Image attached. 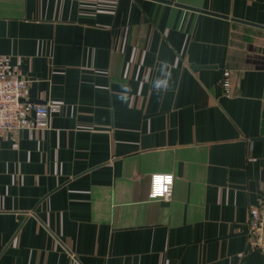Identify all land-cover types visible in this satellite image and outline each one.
<instances>
[{"label": "crops", "instance_id": "1", "mask_svg": "<svg viewBox=\"0 0 264 264\" xmlns=\"http://www.w3.org/2000/svg\"><path fill=\"white\" fill-rule=\"evenodd\" d=\"M162 1L0 0V67L62 106L0 138V264H264V0Z\"/></svg>", "mask_w": 264, "mask_h": 264}, {"label": "built area", "instance_id": "2", "mask_svg": "<svg viewBox=\"0 0 264 264\" xmlns=\"http://www.w3.org/2000/svg\"><path fill=\"white\" fill-rule=\"evenodd\" d=\"M235 77L225 72L221 88L226 97L233 95ZM28 83L10 76L0 67V138L7 134L17 135L25 130H48L50 117L61 111V104L49 102L34 105L26 101ZM175 178L171 174H153L150 177L149 199L170 200ZM248 233L254 238L256 248L264 251V204L249 210Z\"/></svg>", "mask_w": 264, "mask_h": 264}, {"label": "water", "instance_id": "3", "mask_svg": "<svg viewBox=\"0 0 264 264\" xmlns=\"http://www.w3.org/2000/svg\"><path fill=\"white\" fill-rule=\"evenodd\" d=\"M154 1L164 3L162 0H154ZM165 3H167V2H165ZM199 12H201V11H199ZM201 13H205V12H201ZM210 15H212V14H210ZM213 16H215V15H213ZM215 17H220V16H215ZM221 18H224V17H221ZM241 23H242V22H241ZM243 24H245V25H250V26H254L253 24H246V23H243ZM259 28H260V27H259ZM263 29H264V28H263Z\"/></svg>", "mask_w": 264, "mask_h": 264}]
</instances>
